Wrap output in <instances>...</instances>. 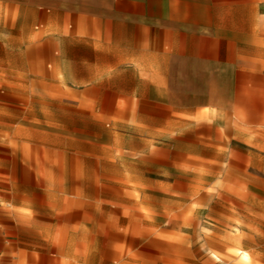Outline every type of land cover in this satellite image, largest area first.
<instances>
[{"label":"crops","instance_id":"1","mask_svg":"<svg viewBox=\"0 0 264 264\" xmlns=\"http://www.w3.org/2000/svg\"><path fill=\"white\" fill-rule=\"evenodd\" d=\"M68 94L96 115L128 117L130 131H159L146 117L164 115L223 141L231 114L235 131L264 132V0H0V264H162L153 225L78 219L84 230L58 241L47 231L55 219L67 227V157L30 132ZM7 227L30 251L9 247ZM40 241L74 247L37 251Z\"/></svg>","mask_w":264,"mask_h":264},{"label":"rangeland","instance_id":"2","mask_svg":"<svg viewBox=\"0 0 264 264\" xmlns=\"http://www.w3.org/2000/svg\"><path fill=\"white\" fill-rule=\"evenodd\" d=\"M71 96L60 114L52 110L44 118L50 123L44 130L30 132L48 154L67 157L70 212L62 217L67 227L57 228L55 219L47 229L55 241L84 230L75 220L114 217L153 225L149 230L162 264H264V132L235 131L240 122L231 114L225 118L233 129L223 141L214 131L167 123L171 119L164 115L156 124L146 117L145 126L159 131H130L135 126L128 117L96 115ZM218 111L207 116L218 121ZM142 136L157 142L146 146ZM81 205L93 212H72ZM4 233L11 249L30 251V241L13 244L15 229ZM26 237L30 240V229ZM34 246L52 252L74 247L42 241Z\"/></svg>","mask_w":264,"mask_h":264}]
</instances>
